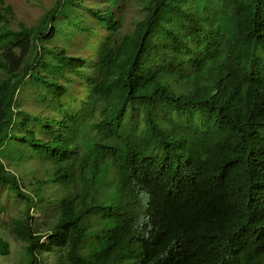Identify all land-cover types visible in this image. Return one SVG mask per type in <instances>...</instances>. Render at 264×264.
Returning <instances> with one entry per match:
<instances>
[{
  "label": "trees",
  "instance_id": "trees-1",
  "mask_svg": "<svg viewBox=\"0 0 264 264\" xmlns=\"http://www.w3.org/2000/svg\"><path fill=\"white\" fill-rule=\"evenodd\" d=\"M14 17L0 0V255L264 264V0Z\"/></svg>",
  "mask_w": 264,
  "mask_h": 264
},
{
  "label": "rangeland",
  "instance_id": "rangeland-1",
  "mask_svg": "<svg viewBox=\"0 0 264 264\" xmlns=\"http://www.w3.org/2000/svg\"><path fill=\"white\" fill-rule=\"evenodd\" d=\"M6 4L10 5L12 7V10L14 12L15 17L11 21L14 26H17L18 23H24L27 25L33 24L36 22L39 15L47 8H49L54 0H4ZM135 15L134 9L126 12L125 17V29L127 28V25L129 24L131 18ZM1 200H5L4 198H1ZM10 199H6V205L8 209V218L14 214V211L18 208V205L16 204H10ZM36 215H38V211H34ZM4 214V213H3ZM0 214V217L3 215ZM2 219H7L5 215H3ZM9 225V223H8ZM1 234V231H0ZM12 245L14 246V242L12 240H9ZM49 258L52 259L50 255L43 254L42 258ZM19 260L18 255L17 256H6L4 258L0 257V264H13L16 263Z\"/></svg>",
  "mask_w": 264,
  "mask_h": 264
},
{
  "label": "clouds",
  "instance_id": "clouds-1",
  "mask_svg": "<svg viewBox=\"0 0 264 264\" xmlns=\"http://www.w3.org/2000/svg\"><path fill=\"white\" fill-rule=\"evenodd\" d=\"M148 199H150V197H147V196H145V200H144V203H145V205L147 204V200ZM7 211H8V209H7ZM34 211H35V209H32L31 210V215H33L34 217H39V213H38V215H36L35 213H34ZM37 211V210H36ZM0 231H1V234H0V237L4 234V226L0 223ZM6 235V234H5ZM5 235H4V237H5ZM42 236H41V238H40V240L42 241V242H46L47 240H46V234L45 233H42L41 234ZM8 240V243L10 244L8 247H7V250H8V253L7 254H5V255H0V257L1 258H4V257H6V256H9L10 254H11V256H17L18 255V257H19V260L16 262V263H13V264H25V258H23L22 256H20L19 254H17V251L19 250V243L14 239V238H11V239H7ZM9 240H12L13 242H14V246L12 245V243L9 241ZM21 252V251H20ZM47 253H49V252H44V253H42V255L43 254H47ZM42 255H41V257H42ZM47 255H50L51 257H53V255L52 254H47ZM47 258V257H46ZM43 259H45V258H43Z\"/></svg>",
  "mask_w": 264,
  "mask_h": 264
}]
</instances>
